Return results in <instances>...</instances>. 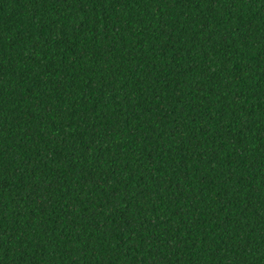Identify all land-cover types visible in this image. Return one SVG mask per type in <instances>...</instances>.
Listing matches in <instances>:
<instances>
[{
    "label": "trees",
    "instance_id": "1",
    "mask_svg": "<svg viewBox=\"0 0 264 264\" xmlns=\"http://www.w3.org/2000/svg\"><path fill=\"white\" fill-rule=\"evenodd\" d=\"M0 264H264V0H0Z\"/></svg>",
    "mask_w": 264,
    "mask_h": 264
}]
</instances>
